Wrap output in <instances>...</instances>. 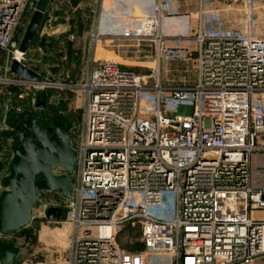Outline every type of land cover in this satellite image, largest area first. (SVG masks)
Instances as JSON below:
<instances>
[{
	"label": "built area",
	"instance_id": "obj_1",
	"mask_svg": "<svg viewBox=\"0 0 264 264\" xmlns=\"http://www.w3.org/2000/svg\"><path fill=\"white\" fill-rule=\"evenodd\" d=\"M36 1L0 0V51L6 53L0 83L31 91L30 108L37 102L32 87L46 82L23 79L10 63L27 66L19 31ZM257 6L264 9V0H243L242 29L227 32L201 30L202 17L221 19L216 7L200 11L190 87L149 84L152 74L136 75L109 59L87 70L81 122L70 139L71 198L57 193L41 207H61L71 226L68 264H147L155 254L169 255L171 264L264 258V219L252 215L264 211V182L256 187L251 180L252 155L264 151V34L254 32ZM120 35L152 37L160 60L163 38L154 14ZM143 91L150 92L144 102ZM10 160L0 157L4 169ZM2 177L0 171V187ZM136 221L141 249L125 250L117 232Z\"/></svg>",
	"mask_w": 264,
	"mask_h": 264
},
{
	"label": "crops",
	"instance_id": "obj_2",
	"mask_svg": "<svg viewBox=\"0 0 264 264\" xmlns=\"http://www.w3.org/2000/svg\"><path fill=\"white\" fill-rule=\"evenodd\" d=\"M94 1L95 4L92 5L90 0L89 2L87 0H45L43 16L30 43L27 55L31 54L30 57H35V63L43 67L46 73L57 81H81L89 67L101 59L100 55L111 56L119 52L118 41L136 39L121 36L120 33L123 29L134 27L144 17L151 14L157 17L158 32L165 44L170 47L191 44L192 49L195 50V35L200 28L199 14L201 10L211 11L216 7L228 27L242 29L243 26L241 10L238 9L239 18L236 22L230 21L228 18L226 3L230 0H215L211 5H202L201 0H92V3ZM196 18L198 23L195 33L192 24ZM205 19L211 18L208 15L202 17L201 30H205ZM254 22V32L264 34V9L259 6L254 12ZM189 31L191 33L188 34ZM136 40H150L156 50V40L152 37ZM77 63L86 67L84 74L82 73L83 76H74L69 68L71 64L74 66ZM72 85L75 86L77 83ZM71 91L75 90H69L67 96L63 94L65 96L58 100L59 102L64 100L67 104L66 110H59L66 117V114L71 110V107L68 106L69 102L66 101L67 98H72ZM51 98H47V107ZM44 111L48 110L44 108ZM4 173L6 174V172H2V174ZM34 210L35 208L32 210V219L29 225L2 235V239L18 246L17 239L24 236L25 228L30 227L38 217ZM256 212L258 211L252 212L254 217L264 219L262 215L255 214ZM40 216L43 217L41 214ZM60 229L62 227H56L50 232L58 235ZM70 233L71 228L68 236V250ZM18 254L19 251L10 264H68L67 258L63 262L57 256L53 258L52 255L46 254L36 261H27L26 259L20 261L21 258L18 257ZM158 255L165 256L164 254Z\"/></svg>",
	"mask_w": 264,
	"mask_h": 264
},
{
	"label": "rangeland",
	"instance_id": "obj_3",
	"mask_svg": "<svg viewBox=\"0 0 264 264\" xmlns=\"http://www.w3.org/2000/svg\"><path fill=\"white\" fill-rule=\"evenodd\" d=\"M43 0H37L36 5L39 6L42 4ZM89 2V0H87ZM95 4V1L92 3ZM227 7V16L230 21L236 22L239 18V10L243 6V0H230ZM92 7V6H91ZM216 15L218 19H222L221 13ZM198 19L193 20L194 29L197 27ZM253 23V28H254ZM264 24V22H263ZM262 24V25H263ZM26 27V25H25ZM25 27L21 28L19 31V36L22 38ZM239 30V28H230L227 23L222 20H213L205 19V31L206 32H227L233 30ZM263 32V30H261ZM260 32V31H258ZM191 31L188 32V34ZM196 33V29H195ZM119 52L107 56L100 55L101 59H111L113 61L119 62L120 66L124 69H128L135 73L145 77V75L152 74L151 78H147L149 84H153L156 81L160 83L165 88H174L177 86L185 85L190 87L193 85L196 77V70L193 61L194 49L192 45H176V47L167 46L163 40L161 58L157 60L156 50L150 40H122L118 41ZM168 49H174V51H169ZM179 49V50H176ZM31 54L26 55V65L39 74L38 81L46 82L41 86L44 87H32L37 91H44L47 98H51V102L46 106L48 111H59L66 110L67 104L64 100L59 102L63 94H69L71 91L72 98H67L66 100L68 106L71 107V110L66 115L71 123L70 136L73 135L74 130H78L81 122V108L83 105V91L81 88V81L77 82H68L67 80H56L50 74L46 73V70L43 67L35 63V57H30ZM33 60H32V59ZM6 62V53L0 51V73L2 75L3 65ZM35 63V64H34ZM71 66V71L74 76H79L84 74L85 68L83 65ZM90 68V67H89ZM50 69V68H47ZM83 73V74H82ZM62 77V76H61ZM85 77V75H84ZM83 77V78H84ZM53 83V84H52ZM77 83V85H72ZM71 84V85H70ZM30 92L24 86L15 87L12 85H7L0 83V157L4 158L5 156L10 155V148L8 146V140L1 135V130L4 128L3 119L6 108L8 106H24L29 107V96ZM47 94V96H46ZM21 95V96H19ZM57 98V99H56ZM150 98L149 91H143L142 100L143 102ZM28 103V104H27ZM58 104V106H57ZM30 108V107H29ZM33 108V107H32ZM39 111V110H38ZM190 107H187L186 113H190ZM61 112V111H60ZM62 113V112H61ZM64 115V113H62ZM73 127V128H72ZM56 171H63L61 169H56ZM251 180L253 185L259 187L264 182V151H257L252 155L251 158ZM47 191H44L46 193ZM169 199V197H168ZM170 209L171 205L169 202L166 203ZM34 212L37 219L32 223V225L25 228L24 236L17 239L19 254L18 257L21 258L20 261L26 259L27 261H36L41 258L43 255H52L58 257L61 261L65 262V259H68V243H69V229L71 228L70 224L67 223L64 218L61 216L59 219L48 220L44 217H41V210L39 206L35 207ZM255 214L262 215L264 218V211H258ZM42 215V214H41ZM62 227L58 235L50 232L53 228ZM23 231V230H21ZM23 235V234H22ZM13 238L12 236H10ZM2 239V235L0 236ZM116 241L121 245L125 250L135 249L140 246V225L137 221L134 224L130 222L124 225L121 229L118 230L116 235ZM147 264H171V258L169 255H149ZM250 264H264V258L259 257L252 261Z\"/></svg>",
	"mask_w": 264,
	"mask_h": 264
},
{
	"label": "water",
	"instance_id": "obj_4",
	"mask_svg": "<svg viewBox=\"0 0 264 264\" xmlns=\"http://www.w3.org/2000/svg\"><path fill=\"white\" fill-rule=\"evenodd\" d=\"M45 0L35 7L20 40L19 48L27 51L43 16ZM11 71L25 80H36L38 73L12 60ZM34 108L21 111L6 108L2 136L11 135L8 128L18 129L11 145L12 157L8 172L2 177L0 189V236L30 224L32 210L44 191H57L64 199L72 195V182L68 173L75 163V150L70 141L71 123L62 113L50 119L46 126L38 110L46 107L44 91H37ZM48 132H52L49 136ZM3 163L0 161V170ZM61 169V171H56ZM62 209L50 206L44 211L47 220L59 219ZM19 248L13 242L0 238V264H10Z\"/></svg>",
	"mask_w": 264,
	"mask_h": 264
},
{
	"label": "flooded vegetation",
	"instance_id": "obj_5",
	"mask_svg": "<svg viewBox=\"0 0 264 264\" xmlns=\"http://www.w3.org/2000/svg\"><path fill=\"white\" fill-rule=\"evenodd\" d=\"M37 113L39 114V116L41 117V119H42V121L44 120L45 121V123H46V126H49L50 125V119L49 118H55L56 116H57V114H59V113H61L60 111H44V109H41V110H39V111H37ZM65 116V115H64ZM65 118L67 119V120H69L66 116H65ZM71 129V128H70ZM8 133H10L11 135H7V136H4L7 140H8V146H9V148H10V146L11 145H16L17 144V138H14V136H15V134H16V132L18 131V129L17 128H15V126H12V127H10V128H8ZM49 133V136H51L52 135V132H48ZM70 139H71V136H70ZM10 157H12V152H11V148H10ZM11 161V160H10ZM8 166H9V164H8ZM8 166H7V168L6 169H4V168H2L0 171H2V172H8ZM3 167H4V165H3ZM62 172V171H61ZM5 174V173H4ZM3 174V175H4ZM69 178H70V180H71V173L69 172ZM57 191H47L46 193H44V192H42L41 193V196H40V198L38 199V201L36 202V204H35V207H37V206H39V208H40V210H41V207L44 205V202H45V199H51V198H53V197H55V196H57ZM34 207V208H35ZM48 208V207H47ZM46 208V209H47ZM45 209V210H46ZM41 214L42 215H44V211L42 212L41 211Z\"/></svg>",
	"mask_w": 264,
	"mask_h": 264
},
{
	"label": "trees",
	"instance_id": "obj_6",
	"mask_svg": "<svg viewBox=\"0 0 264 264\" xmlns=\"http://www.w3.org/2000/svg\"><path fill=\"white\" fill-rule=\"evenodd\" d=\"M139 249H141V245L139 247L133 249V250H139ZM130 250H132V249H130Z\"/></svg>",
	"mask_w": 264,
	"mask_h": 264
}]
</instances>
